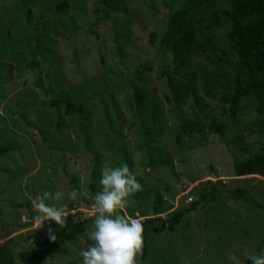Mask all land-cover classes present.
Returning a JSON list of instances; mask_svg holds the SVG:
<instances>
[{"label":"rangeland","instance_id":"rangeland-1","mask_svg":"<svg viewBox=\"0 0 264 264\" xmlns=\"http://www.w3.org/2000/svg\"><path fill=\"white\" fill-rule=\"evenodd\" d=\"M60 1L0 0V148L9 149L0 154V244L15 264H83L80 251L91 241L82 245L79 237L93 224L102 167L127 163L142 185L123 210L133 218L168 221L199 202L174 227L143 238L138 264H251L250 255L264 252V210L236 190L264 206V180L236 176L235 168L264 147L263 122L242 96L227 122L229 137L192 129L228 112L230 5L218 0L210 13L219 23L196 37L181 66L158 41L149 44V34L163 33L168 12L183 0H110L108 17L97 23V0H67L58 12ZM145 66L144 79L130 82ZM168 78L181 86L179 103ZM137 91L147 106L142 117ZM68 97L83 103L82 113L51 105ZM236 133L247 151L231 140ZM210 184L216 200L201 201ZM73 189L81 193L75 200ZM57 190L64 198L49 203L64 205L82 233L56 231L54 221L36 228L32 202Z\"/></svg>","mask_w":264,"mask_h":264},{"label":"trees","instance_id":"trees-1","mask_svg":"<svg viewBox=\"0 0 264 264\" xmlns=\"http://www.w3.org/2000/svg\"><path fill=\"white\" fill-rule=\"evenodd\" d=\"M110 0H97L94 12V23L100 22L108 17V4ZM230 5L231 11L228 16L231 22L228 34V46L233 56L234 64V80L230 84L231 92L223 97L228 104V112H223L220 118L209 121L206 125H197L192 129L201 132L206 129L217 132L219 137H229L227 134L229 125L233 116L238 111L240 98L246 96L254 102L256 114L261 118L264 125V0H220ZM219 6L218 0H183L180 8L170 10L166 18V27L163 33L157 35L154 32L149 34V44L158 41L172 55L173 62L184 65L185 60L190 56L195 45L196 37L204 32L210 33L207 26H217L218 18L215 14H211V10ZM58 12L68 9L67 0H61L56 5ZM30 11L27 10V18L29 20ZM145 71H151L150 67L138 68L130 82L142 81L145 77ZM165 72H161L164 76ZM168 84L174 95V101L179 103L181 86L174 85L171 78H168ZM187 88H184V93ZM185 95V94H184ZM144 96L141 92L134 94V102L136 110L140 117L147 113V106L143 102ZM64 105V112L72 115L75 112H83V103L74 98H58L51 101V105ZM112 107L119 112L117 104L113 100ZM231 140L239 143L244 151L248 147L243 143L242 138L237 133L233 135ZM9 150L8 148H0V154ZM236 176L258 175L264 180V147L258 152L252 154L247 161L241 162L236 166ZM210 183V182H208ZM91 188L94 185L91 184ZM217 188L210 184V188L201 195V201L211 202L217 198ZM237 194L249 203L252 207L264 210L255 199L245 196L244 191L240 188L236 190ZM156 203V202H155ZM199 205L198 201H194L188 208L177 211L172 214L168 221L147 218L142 220L144 226L143 238L146 239L148 233H161L166 226L172 228L177 225L181 219L195 210ZM156 213V208L153 209ZM123 214V213H122ZM70 231L73 234H79L84 231L82 222L76 221L73 216H67L66 225L58 226L56 231ZM48 229L45 230L47 233ZM146 247L144 246V250ZM252 264V261L249 260ZM0 264H15L11 251L6 247L5 243L0 244Z\"/></svg>","mask_w":264,"mask_h":264},{"label":"clouds","instance_id":"clouds-1","mask_svg":"<svg viewBox=\"0 0 264 264\" xmlns=\"http://www.w3.org/2000/svg\"><path fill=\"white\" fill-rule=\"evenodd\" d=\"M99 184L101 190L93 197L92 227L87 231V240L83 235L79 237L82 245L91 241L80 251L83 264H138L137 258L142 255L144 244V226L139 218H133L123 210L130 204V197L142 190V185L127 163L113 167L110 162L103 165ZM79 195L77 189L68 193L72 200ZM64 196L63 191L57 190L44 191L35 197L31 209L37 229L43 228L46 221H54L60 227L66 225V207L49 203L60 201ZM48 235L53 242L57 239L51 228ZM248 259L252 264H264V252L250 255Z\"/></svg>","mask_w":264,"mask_h":264}]
</instances>
